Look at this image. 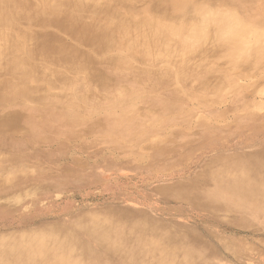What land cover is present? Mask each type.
I'll use <instances>...</instances> for the list:
<instances>
[{
    "label": "rangeland",
    "instance_id": "374dc122",
    "mask_svg": "<svg viewBox=\"0 0 264 264\" xmlns=\"http://www.w3.org/2000/svg\"><path fill=\"white\" fill-rule=\"evenodd\" d=\"M81 1L50 7L79 19L74 30L112 31L106 44L39 26L26 31L44 45L57 34L67 48L36 58L22 40L0 62L11 66L0 71V264H161L147 239L159 246L165 236L172 264H264L256 197L220 191L233 162L264 165V26L247 21L248 38L234 42L236 24L222 40L209 13L241 19L235 0H101L94 19ZM0 5L2 51L12 36L4 26L26 21L13 0ZM189 38L205 42L184 50ZM206 41L216 54L199 52ZM17 156L50 163H10Z\"/></svg>",
    "mask_w": 264,
    "mask_h": 264
},
{
    "label": "bare ground",
    "instance_id": "6f19581e",
    "mask_svg": "<svg viewBox=\"0 0 264 264\" xmlns=\"http://www.w3.org/2000/svg\"><path fill=\"white\" fill-rule=\"evenodd\" d=\"M13 1L16 2V4H17V6L15 7L16 9H14V10L16 11V13L20 17L25 19L26 24L24 26H19V27L14 25V24H7L4 26L5 28L12 30V36L9 40H7L4 43L3 46H1L2 51H0V62L4 61L9 56H13V54L19 55L20 54L19 50H16L15 48L18 46V42H20L22 40L27 41V42L29 40L33 41V46L30 47L31 50L29 52H26V53H29L30 56L36 57V58L39 57V58L48 59L51 54H55V56H57L58 54H61V50L63 48H65V47L67 48V44L57 46L56 42L60 41L59 36L57 34L53 35L52 39L50 40V44L44 45L40 36H39L40 34H31L30 32L26 31V30H31V29L33 30V28L39 27V26L42 27V29L59 28L66 35H69V36L71 35L73 38H76L78 40L80 39L81 41H84L85 43H89L92 40L94 41L96 39H99L98 40L99 45L106 44L110 40V37L112 35L111 34L112 31H109L108 33H105L104 35L99 36L97 34V32H98L97 30L94 31L93 29H89L88 27L82 28L81 25H79V27H81L83 30L82 29L74 30L73 26L77 22L76 20H78V22L80 23L79 19H77V18H74V20L71 19V22L68 23L66 21L60 20L59 16L54 15V13H55V11H57L58 7H57V5L50 7V5H51L50 1L52 4H60V2L58 3L59 0H13ZM100 1L101 0H85L84 2L81 1L82 4H88L89 8H93V11H91V13L89 12L87 15L88 19H94L96 16H98V15L101 16L104 13L103 12L104 8L101 7L102 5H99ZM235 1L241 7L239 9L241 11L240 15L243 16L241 19L235 18L233 14H231V15L230 14H223V12H225L226 9L223 12H221V11L216 12V10H214L211 13H209L210 17L212 19H214L217 22H220L219 23L220 29H218L217 32L220 35L222 40L227 39L226 34H230V32L235 29L234 27H237L236 24L240 27V33L237 32L238 34L231 35V40H233L234 42L239 41L241 39L246 40V38H248L246 36L248 31H246V30L248 29V27H251V26H248L245 24V23H247V21L249 23H252V24L260 22L259 24L264 26V5H263V7H260L259 13H257V11L254 10L257 6L253 7L259 1L262 2L263 0H249V1L248 0H235ZM29 2H37V5L32 10L27 11L24 8V4H27ZM71 6L72 5H70V7ZM80 7L81 6L75 7L74 11L75 12L83 11V8H80ZM191 7L196 8V5L192 4ZM71 8H73V6ZM5 14H6L5 9L0 5V18L4 17ZM223 17H224V21H223ZM69 18H72V17H69ZM222 24H223V26H222ZM96 37H98V38H96ZM193 39L194 38L188 39L189 41H191V43L185 42V40H187V39L184 40V43L187 46V47L184 46V50H186L190 47L192 48L193 45H195V44H197L199 46V45H201L202 41L205 42L204 39H196V40H193ZM54 42H55V44H54ZM204 45L205 46L203 47V49L205 51H199V52L207 53V54H213V55L217 53L218 47H209V44H207V41ZM215 45H217V44H215ZM206 48H208V51L206 50ZM238 51H241V50L239 48H234V49H232V53L230 55L238 53ZM199 52H196L195 54H193L191 56H187V55L192 54V53L188 52V54H186V56L190 57V58L198 57ZM179 53L184 54L183 51H180ZM10 68H11V66L8 63H6L1 67L0 71H5V70L8 71ZM229 76H230V74H229ZM197 109H199V108H197ZM73 116L74 115H71L68 117H73ZM239 147H241V146H239ZM233 148H235V147H233ZM258 153H260V152H258ZM255 154H257V152ZM248 155L249 154L244 155V156H248ZM251 155H253V154H251ZM236 157L237 156H235L234 158H236ZM238 157H241V155H238ZM48 162H49L48 159H45L42 156H38L35 159H31L29 161L17 156L13 160L10 161V163H12L13 165L16 164L18 166L20 165L23 167L25 165H31L37 169H43L44 166L48 164ZM262 162L263 161L252 162L246 168L242 165H238L236 162H233L228 170H229V173H234V175L229 177V175H228L229 173H227V175L225 176V183H223L222 187L220 188V191L222 193H228L230 195H237V194L245 195L246 197H251V199L256 197L257 203H255L253 200H252V203L257 208L252 209L250 213L254 212V213L264 214V202H263L264 201V165H262ZM260 164L263 166V169H261ZM240 175L242 177H239ZM25 178H26L25 179L26 184L33 180V179H31V178H33L31 175H29ZM35 178H36V176H35ZM13 181H14V179H11L8 183H6V184L4 183L5 184L4 188L6 189L7 186H9V184L12 183ZM233 199L237 200L238 198L233 197ZM210 218H212V217L210 216ZM213 220L214 219H212V221ZM150 234H155V233L151 232ZM143 238H145V237H143ZM166 238H167V236H165L164 239H161V238L157 239L156 238V241L160 242L159 246H156V245L153 246L154 242L147 239L148 240L147 246L154 253H156L158 251V252H161L164 254L162 256V259H161V264H172L171 258L176 253V247L173 246V244H171L173 242L169 243V241ZM198 240H199V238H197V241ZM201 246H202V248L206 247L205 245H201ZM208 249L211 250V253L214 255L211 259H215V256L220 253V252L215 251L211 248H208ZM157 254H159V253H157ZM88 255H90L92 258H95L97 261H103V259H101V257H98L97 255L92 253V251L89 248L85 252V256L87 257ZM200 258L201 257H197V261L191 262V263L189 262V264H203V263H201L202 261L200 260ZM58 264H78V261L77 260L76 261L64 260V262L58 261ZM154 264H158V263H154ZM181 264H184V263H181ZM205 264H211V263H210V261H208Z\"/></svg>",
    "mask_w": 264,
    "mask_h": 264
}]
</instances>
